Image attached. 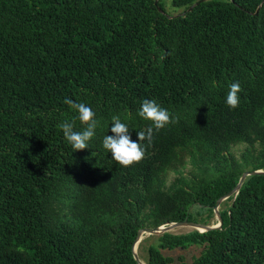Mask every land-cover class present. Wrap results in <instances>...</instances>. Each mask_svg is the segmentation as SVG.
Wrapping results in <instances>:
<instances>
[{
  "label": "trees",
  "instance_id": "obj_1",
  "mask_svg": "<svg viewBox=\"0 0 264 264\" xmlns=\"http://www.w3.org/2000/svg\"><path fill=\"white\" fill-rule=\"evenodd\" d=\"M154 1L0 0V264H137L138 229L211 210L247 167L264 169V2L171 0L183 10L169 15ZM66 99L100 121L84 150L58 127H84ZM145 99L177 122L123 167L102 140L117 115L138 141L152 125L137 114ZM220 216L219 229L159 235L145 263L264 264V176ZM193 245L191 261L163 252Z\"/></svg>",
  "mask_w": 264,
  "mask_h": 264
},
{
  "label": "clouds",
  "instance_id": "obj_2",
  "mask_svg": "<svg viewBox=\"0 0 264 264\" xmlns=\"http://www.w3.org/2000/svg\"><path fill=\"white\" fill-rule=\"evenodd\" d=\"M240 91L241 87L238 82L229 85L225 102L230 109L239 106L238 93ZM65 103L78 113L77 119L84 127L82 131H75L74 122L69 121L61 122L58 127L62 130L64 138L74 151L84 150L89 147L88 141L95 135V130L100 121L95 118L93 110L84 103L74 102L71 99H66ZM137 114L142 119L152 122V125L146 130L137 132L138 141L131 139L128 126L117 115L111 118L112 127L110 130L113 135H105L102 140L103 148L110 152L112 159L123 167H129L143 159L145 150L141 146V142L147 140L151 143L154 130L159 131L166 125L177 122V119L171 116L169 111L154 99H145Z\"/></svg>",
  "mask_w": 264,
  "mask_h": 264
},
{
  "label": "rangeland",
  "instance_id": "obj_3",
  "mask_svg": "<svg viewBox=\"0 0 264 264\" xmlns=\"http://www.w3.org/2000/svg\"><path fill=\"white\" fill-rule=\"evenodd\" d=\"M158 1L162 3L166 12L169 15L180 13L183 10V7L177 8L172 6L171 0H158ZM246 149H247L246 144L239 143V144L231 145L230 153L234 156V158L239 159L240 155ZM190 169H191L190 165L186 164L184 168L182 169L179 168V171H182V173L186 175L188 174ZM247 169L250 168L247 167L245 170ZM179 171L177 169V172H174L173 169H171L167 172V175L165 176V186H169L172 183L173 179L178 176ZM230 203H231V196L221 201V203L217 207V211L221 212L223 209L227 208L230 205ZM187 221L200 223L203 225H213L217 222V215L213 207L211 208V210L201 211L198 210L195 206H192L189 209V215ZM192 230H194L193 227L184 225V226L175 227L174 229H171V231L169 232L172 234H182V233L190 232ZM159 235L161 234H149V233L142 234L141 239L135 249L136 254L141 261L146 262V248L150 244H157V238ZM199 250H200L199 245H193L185 249H180V248H175L172 250L164 249L163 252L166 255L173 257L174 261L177 262L179 256H183L186 261H191L192 258L199 253Z\"/></svg>",
  "mask_w": 264,
  "mask_h": 264
},
{
  "label": "water",
  "instance_id": "obj_4",
  "mask_svg": "<svg viewBox=\"0 0 264 264\" xmlns=\"http://www.w3.org/2000/svg\"><path fill=\"white\" fill-rule=\"evenodd\" d=\"M202 1H204V0H202ZM154 2L157 3V0H155ZM263 2H264V0H262L259 3L257 10L260 8V6L262 5ZM192 6H190L188 8V10H190L192 8ZM159 11H161V10H159ZM169 17H171V16H169ZM253 175H263L264 176V169L259 168V169L244 170L242 172V174L240 175L236 185L228 193H226L225 195H223L217 199V201L215 202V204L213 206V209L217 215V223L216 224L203 225L200 223H194V222H190L187 220H183V221H177V222H169L168 224L165 223V224H162V225L156 226V227H142V228L138 229L137 234H136V236L132 242V245H131V252H132V256H133L134 260L137 262V264H141V260L137 256L135 249H136V246L139 243L143 233L163 234L165 232L171 231V229H174L175 227L184 226V225L191 226L194 228V230H197L199 232H204V231H208V230H212V229L221 228L222 220H221L220 212L217 211L218 205L221 203L222 200H224L230 196L235 197V195L237 194V192H238L241 184L243 183V181L248 176H253Z\"/></svg>",
  "mask_w": 264,
  "mask_h": 264
},
{
  "label": "bare ground",
  "instance_id": "obj_5",
  "mask_svg": "<svg viewBox=\"0 0 264 264\" xmlns=\"http://www.w3.org/2000/svg\"><path fill=\"white\" fill-rule=\"evenodd\" d=\"M141 264H146L145 262L141 261Z\"/></svg>",
  "mask_w": 264,
  "mask_h": 264
}]
</instances>
